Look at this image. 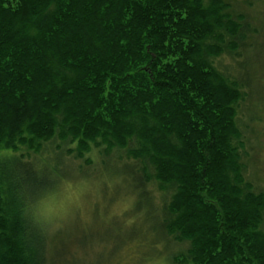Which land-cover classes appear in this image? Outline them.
<instances>
[{
	"label": "trees",
	"instance_id": "16d2710c",
	"mask_svg": "<svg viewBox=\"0 0 264 264\" xmlns=\"http://www.w3.org/2000/svg\"><path fill=\"white\" fill-rule=\"evenodd\" d=\"M230 8L0 0V146L13 152L0 159V264L48 263L25 207L52 183L26 180L33 165L20 152L55 139L85 161L94 147L126 150L144 185L173 190L161 227L188 248L172 263L264 264V192L242 161L245 93L214 65L257 30Z\"/></svg>",
	"mask_w": 264,
	"mask_h": 264
},
{
	"label": "rangeland",
	"instance_id": "374dc122",
	"mask_svg": "<svg viewBox=\"0 0 264 264\" xmlns=\"http://www.w3.org/2000/svg\"><path fill=\"white\" fill-rule=\"evenodd\" d=\"M226 1L231 14L245 15L252 31L257 30L249 34L245 45L239 42L237 50L214 59V65L242 85L245 97L238 122L245 144L241 149L245 176L257 192H264V0ZM74 147L55 139L40 153L20 152L33 165L28 166L31 171L22 170L26 180L34 173L49 183L59 177L96 182L86 218L78 212L70 226L54 236L46 235L47 264H147L160 257L174 264L171 257L187 249L188 243L174 241L161 227L173 190H160L155 182L144 185L143 172L139 173L142 163L126 150L94 147L85 161L67 151ZM125 194L134 195V206L122 215H112L113 205Z\"/></svg>",
	"mask_w": 264,
	"mask_h": 264
},
{
	"label": "clouds",
	"instance_id": "9594fccd",
	"mask_svg": "<svg viewBox=\"0 0 264 264\" xmlns=\"http://www.w3.org/2000/svg\"><path fill=\"white\" fill-rule=\"evenodd\" d=\"M13 152L0 146V159L10 158ZM118 182V181H117ZM96 182L87 178H57L52 184L41 188L29 200L25 213L32 224L43 234L54 236L70 226L76 214L86 218L88 197L95 190ZM135 197L125 194L111 209L112 215H122L134 206ZM147 264H166L163 257L148 260Z\"/></svg>",
	"mask_w": 264,
	"mask_h": 264
}]
</instances>
